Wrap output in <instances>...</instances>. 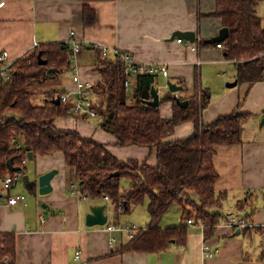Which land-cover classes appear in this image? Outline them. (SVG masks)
<instances>
[{"label":"crops","instance_id":"0c3cea01","mask_svg":"<svg viewBox=\"0 0 264 264\" xmlns=\"http://www.w3.org/2000/svg\"><path fill=\"white\" fill-rule=\"evenodd\" d=\"M215 11L216 0H0V53L30 54L35 44L57 43H66L73 51V40L84 46L79 54L73 51L69 68L72 74L58 90L75 91L76 73L94 84L101 81L96 51L88 48L99 43L110 51L131 54L141 65H166L168 76L155 74L154 87L158 92L156 85L164 79L182 87L175 94L178 97L190 98L197 92L201 100L202 93L207 94L209 103L201 114L204 125L237 110L249 116L242 124L239 144L216 148L214 163L219 177L215 189L226 194L221 209L225 221L216 225L208 238L198 224L186 222L185 244H173L157 252L126 250L132 239L120 229L109 231L107 224L149 227L152 219L148 201L144 204L147 203V215H137L139 206L127 216L114 208V221L109 222L108 217L104 226H88L86 217L92 207L104 206L107 215V205H114L105 197L84 200L76 175L67 167L63 154L56 153L26 162L23 177L8 189L5 178H0V243L4 236L13 239L11 264H264L262 232L254 228L244 232L245 228L234 229L225 224L229 217H248L250 223L264 227V80L255 84L239 82L240 62L226 58L222 45L218 47L221 42H206L224 28L221 19L211 16ZM256 12L264 27V0H260ZM178 31L194 32L196 40L173 38ZM106 57L115 56L109 53ZM235 81V86H228ZM167 91L159 93L160 100ZM75 101L72 96L71 115L55 120L58 129L65 130L59 127V120L75 116L80 120L78 128L65 131H77L84 138L104 143L123 163H157L156 150L120 146L113 135L100 127L98 117L93 118L95 124L85 123L92 117L77 114ZM159 108L163 118L173 116L172 101L160 102ZM194 132L195 123L185 122L176 127L167 141L181 140ZM54 170L57 173L51 181L52 190L41 194L40 176ZM31 183L35 184L33 191L29 189ZM19 194L26 195V201L9 204V198ZM182 215L183 208L174 203L159 219V226H179ZM205 243L214 257L205 253ZM78 251L80 258L76 257ZM5 252L6 246L2 253Z\"/></svg>","mask_w":264,"mask_h":264},{"label":"trees","instance_id":"16d2710c","mask_svg":"<svg viewBox=\"0 0 264 264\" xmlns=\"http://www.w3.org/2000/svg\"><path fill=\"white\" fill-rule=\"evenodd\" d=\"M259 2L216 0V11L211 15L221 19L223 26L229 29V36L219 44L227 59L240 62L239 82L255 84L264 80V27L256 12ZM91 16L93 18V13ZM39 53L47 64L39 63ZM72 54L66 43L41 44L16 63L10 80L0 83V178L24 172V161L61 153L67 167L76 175L82 196L108 197L120 215L130 214L134 207L148 201L152 219L149 229L138 233L126 250L157 252L173 244H185L188 231L185 223L189 219L196 224L205 222L208 238L215 226L225 221L221 209L226 194H219L215 189L219 177L214 163L216 148L241 142V127L248 114L237 110L204 125L201 114L209 103L207 94L202 93L201 100L197 92L190 98L180 97L189 101L188 107L182 108L175 100V93L168 90L160 102H173V116L163 118L159 107L148 104L157 76L139 75L129 91L124 85L123 61L116 55L103 57L97 50L101 81L93 86L92 109L98 113L100 127L113 135L122 147L156 150L155 166L148 161L142 165L135 160L123 163L104 143L55 126L56 119L72 114L71 104L55 103L65 91L51 89L45 93L44 105L33 103L35 94L30 85L69 70ZM51 69L56 71L49 73ZM189 121L195 123L193 135L167 141L177 126ZM13 137H18L24 147L11 149ZM29 152H32V159ZM9 160L18 171H10ZM117 172L119 176H112ZM122 179L129 180L126 190H121ZM29 189L35 190V184L31 183ZM174 203L183 208L181 224L162 229L159 219ZM254 229L262 232L261 228ZM3 238L6 246L3 255L10 258L14 241L10 237Z\"/></svg>","mask_w":264,"mask_h":264},{"label":"built area","instance_id":"2783aa9c","mask_svg":"<svg viewBox=\"0 0 264 264\" xmlns=\"http://www.w3.org/2000/svg\"><path fill=\"white\" fill-rule=\"evenodd\" d=\"M74 35V33H72ZM72 47L74 54H79L81 51H83L84 46L81 45L78 41L73 40ZM38 45L35 44L33 48H36ZM218 47H221V44H218ZM91 51H97L99 50L104 57L108 56L109 53H112L116 55V57H119L123 61V71L126 74V80H125V88L128 90L132 86V79L138 77L139 75L145 74V75H155V74H162L165 77L168 76V67L166 65H141L138 64L134 57L129 53H124L119 50L110 51L107 47H103L99 43L90 44L88 47ZM30 51L27 53H24L22 55H15L12 56L8 51H2L0 53V83L6 82L11 79L13 74V69L16 65V63L21 60L22 58L28 56ZM73 82L75 84V91H69L66 93H63L59 98L60 101L63 103H70L71 97L75 96L76 101L74 102V110L77 114L84 116L88 115L92 118H97L98 113L93 111V86L94 83L88 80H84L81 78V76L76 73L73 76ZM1 121V116H0ZM24 147L23 143L18 140V137H13L11 141V149H21ZM26 163V161H24ZM23 177V172H17L14 175H8L4 179V186L5 188H10L13 182ZM84 200L88 199V195L82 196ZM106 199H109L108 197H105ZM20 201H26V195L19 194L13 197L9 198V204L15 205ZM120 210H122V207H120ZM42 220H45V216H42ZM188 224H194L195 222L192 219H189ZM225 224L231 228L234 229H242V228H248V227H257L255 224L250 223L247 218L245 217H229ZM198 226L201 227L203 232L205 231L207 224L205 222L198 223ZM258 228V227H257ZM262 229V232L264 233V227H260ZM107 229L109 231H115L117 229H120L121 231L125 232L126 235L129 237V239H134L135 236L138 233H145L148 231L149 227L141 228L137 225H127L125 227H117L115 225H108ZM1 239V238H0ZM3 241V240H2ZM115 239L113 238L110 242V245L113 246ZM205 253L209 257H214L215 253L210 251L209 245L204 244L203 247ZM5 250V245L3 243H0V264H10L11 259L8 256L3 255V251ZM81 252L78 251L76 253V257L80 258Z\"/></svg>","mask_w":264,"mask_h":264},{"label":"water","instance_id":"95a60500","mask_svg":"<svg viewBox=\"0 0 264 264\" xmlns=\"http://www.w3.org/2000/svg\"><path fill=\"white\" fill-rule=\"evenodd\" d=\"M229 36V29L224 27L220 30L219 34L209 40H206L207 43L210 44H214V43H218V42H223L227 39V37ZM173 38H179V39H185L188 40L190 42H194L196 40V34L194 32H175L173 35ZM38 60L40 64H47L46 60H42V54L39 53L38 54ZM56 70L51 69L49 70V73L51 72H55ZM237 84V81H235L234 83H229L228 86H235ZM167 88L170 92L172 93H177L178 91H180L182 89L181 86H178L177 84L171 82V81H167ZM152 93V100H150L148 102V104L150 106L153 107H159L160 105V94L159 92L156 90L155 87H152L151 90ZM175 100L177 102V104L182 107V108H187L189 105V102L186 100H182L180 97H178L177 95H175ZM55 103L59 104L61 103L60 98H57L55 100ZM264 122V120H263ZM29 158L32 159V152H29ZM8 167L10 169V171L12 172H16L19 169L13 167L12 165V160L8 161ZM57 171H51L48 172L44 175H41L39 178V187H40V193L41 194H47L52 190L51 187V181L53 179V177L56 175ZM112 176H119V173H114ZM26 181L29 182L28 177L25 176ZM86 223L88 226H104L107 224L108 222V216L105 214V207L104 206H94L91 209V212L87 215L86 217ZM239 234V231L236 233Z\"/></svg>","mask_w":264,"mask_h":264},{"label":"rangeland","instance_id":"374dc122","mask_svg":"<svg viewBox=\"0 0 264 264\" xmlns=\"http://www.w3.org/2000/svg\"><path fill=\"white\" fill-rule=\"evenodd\" d=\"M71 74L72 73H71V69H70V70H67L66 72H64L62 74H58V75L55 74L54 76L48 77L43 81L32 83L30 85V90L32 92H34V94H35L34 98H33V103H35L36 105H44L46 103V94L45 93L51 89H55V90L61 89L63 82L66 79H68L71 76ZM166 84H167L166 80L160 79V81L156 85L160 94H163L164 92L167 91ZM84 122L87 124H90V125L97 123L96 119H93V118H88ZM78 124H80V120L75 116H71V117L63 118L62 120H59V127L65 129V130L77 129ZM118 154H123V152L119 151ZM155 164L156 163H152L151 165L155 166ZM128 188H129V180L122 179L121 180V190H126ZM146 205H147V203H146ZM146 205L145 206L140 205L137 208V215L140 216L141 213H142V215H143V213L147 215L148 211H147ZM174 207H177V205H175ZM106 213H107V216L109 217V222L115 220L114 207H112L111 205H107ZM170 213H173V210ZM174 213H175V211H174Z\"/></svg>","mask_w":264,"mask_h":264}]
</instances>
